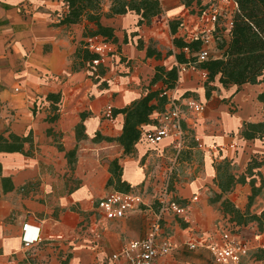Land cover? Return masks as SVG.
<instances>
[{
	"label": "crops",
	"instance_id": "1",
	"mask_svg": "<svg viewBox=\"0 0 264 264\" xmlns=\"http://www.w3.org/2000/svg\"><path fill=\"white\" fill-rule=\"evenodd\" d=\"M104 1L107 4L102 12L108 13L110 2ZM159 1L162 14L149 26L136 28L137 17L133 13L102 18L104 26L115 30L118 46L117 52L104 62L107 73L103 80L107 87L92 88L85 71L70 69L71 56L82 38L85 23L70 27L58 25L67 11L63 0H0V136L31 134L33 141L31 157L0 153V264H108L110 257L125 243L143 239L149 228L141 218L140 209L122 220L107 221L96 215L98 201L114 191L106 187L111 162L118 160L122 179L133 193L141 194L142 205L147 206L153 197L145 195L147 190L161 191L164 184L159 175L153 177V173H147L148 165H156L158 169L170 161L173 166L184 151L191 156L189 167H194V177L184 184L175 183V197L181 201L197 198L192 202L193 226L180 228L175 217L164 218L162 232L172 231L167 235L174 250L158 264H200L206 255L210 257L207 250L198 249L186 250L192 256L182 258L179 249L192 232L215 237L212 229L218 215L208 203L211 193L218 192L214 184L215 165L227 160L237 168L236 172H241L249 158L264 156V140L246 142L239 135L244 123L264 122V109L257 101L263 85L223 88L216 84L217 89L206 99L204 81L199 74L192 71L180 74L177 86L169 94L178 103L187 99L202 103L205 111L202 114L185 112V136L187 130H192L196 143L186 145L184 138L183 149L177 157L167 141L150 147L141 139L133 156H122V148L115 142L93 141L96 133L109 138L121 133L123 116L110 121L103 119L101 112L105 106L126 107L144 94L157 65L167 68L177 65L174 56L169 57L171 66L167 65L169 59L164 55L160 61L146 58L144 51L137 50L134 39L122 43L124 30L127 35L137 32V37L145 43L160 41L159 22L163 15H189L180 0ZM156 48L162 53L160 45ZM49 93L61 94L59 118L54 123L46 120L50 109L45 98ZM81 113L88 114L83 121L86 139L77 141L75 127L81 122ZM192 114L198 119H191ZM49 129L51 135L47 134ZM54 135L60 138L57 145L64 152L50 145ZM212 147H217V152ZM28 148L26 144L24 149ZM74 148L76 163L71 171L80 183L68 192L62 180L66 173L63 165L67 163L65 151ZM52 154L59 156L62 163H55ZM196 156L204 162L200 173ZM169 167L163 168V174L172 171L173 167ZM3 178L8 179L6 185L12 187L10 191H3ZM37 181H42L40 192L34 189ZM237 189L235 186L233 191ZM25 223L36 225L41 231L42 241L30 249L23 248L21 242ZM250 264H264V259Z\"/></svg>",
	"mask_w": 264,
	"mask_h": 264
},
{
	"label": "trees",
	"instance_id": "2",
	"mask_svg": "<svg viewBox=\"0 0 264 264\" xmlns=\"http://www.w3.org/2000/svg\"><path fill=\"white\" fill-rule=\"evenodd\" d=\"M103 0H63L67 6V11L59 21V26H74L85 23L82 31V38L77 42L75 50L71 56V71H90V79L100 88H106L107 82L103 80L107 73L105 65L100 62L97 54L90 52L86 48L85 39L89 37H101L118 46V37L112 27L104 26L102 18H112L133 13L137 17L136 28L149 26L152 20L162 14V6L159 0H109L110 7L108 13L102 12ZM205 0H180L182 6L189 10L190 14H198L204 8ZM237 9L231 18V27L227 36L222 34L217 36L215 50L218 55L213 59L202 63L197 62V55L201 49L199 41L185 42L177 35V20L168 23L172 36V46L174 51H169L166 57L174 56L179 65L196 63L197 67L206 71L207 80L204 82L205 98L209 99L212 92L217 89L216 84L223 88L235 86L240 88L245 85H263L262 91L257 96V101L264 109V0H234ZM134 39L137 50L144 51L146 58H154L157 61L163 59V54L154 46L152 40L146 44L137 37V32L124 35L122 43L126 44ZM187 49V52H185ZM95 61H99L94 64ZM180 75L176 66L167 68L157 65L148 86L137 100L133 101L122 109L112 108V117L123 116L121 133L116 138L102 137L96 133L93 141L115 142L122 148V156H133L136 144L143 138L146 126L156 125L153 116L164 111L169 93L177 86ZM46 102L49 103L50 114L46 118L49 123L58 120L61 94L49 93L46 95ZM88 117L87 113H81V122L75 127L76 140L86 139L84 135L83 121ZM51 135V129L47 130ZM240 138L246 142L264 140V122H246L242 125ZM28 145V150L24 149ZM33 147L32 136L19 137L9 134L7 138L0 136V153H19L26 157H31ZM59 152H64L61 145L57 147ZM65 158L70 167L76 163V148L65 151ZM231 162L223 160L216 164L214 184L218 192L214 193L210 204H219L222 213L228 216L227 221L240 230V225L248 221L259 222L264 218V211L260 215H249V208L255 197L264 187V174L260 169L263 163L257 162V158L251 157L246 163L244 172L236 175L231 171ZM258 170L260 185H255V177L252 174ZM110 178L106 187L113 188L118 192H130L131 187L122 179V167L117 159L110 164ZM248 177H250L248 179ZM8 179H1L4 192L10 191L12 187H7ZM248 185L250 195L246 206V211L241 212L228 198L235 186ZM186 226L184 225L183 228ZM264 231L255 230L251 233V238L256 233ZM243 238V237H242ZM245 239V238H244ZM262 252L252 253L251 258L263 260Z\"/></svg>",
	"mask_w": 264,
	"mask_h": 264
},
{
	"label": "built area",
	"instance_id": "3",
	"mask_svg": "<svg viewBox=\"0 0 264 264\" xmlns=\"http://www.w3.org/2000/svg\"><path fill=\"white\" fill-rule=\"evenodd\" d=\"M236 9L237 4L234 0H205L204 8L198 14H190L188 10V16L177 19L179 22L177 35L185 42L199 41L201 43L196 63L215 58L211 51L215 48L216 38L221 34L223 35L224 32H229L231 18ZM222 18L225 21L221 24L220 19ZM85 44L90 52L99 56L100 62L117 52L115 44L105 41L101 37L86 38ZM185 52H187V49H185ZM98 62L95 61L94 64ZM196 63L177 64L178 74L187 71L196 72L201 80L205 82L207 73L199 69ZM185 111L202 114L205 111V105L192 99L178 103L169 94L164 111L155 117L156 125L146 130L142 139L150 147H155L165 141L169 142V146L174 150L177 157L184 146L183 119ZM103 117L108 121L114 119L110 105L105 107ZM211 150L217 152L218 148L212 147ZM168 187L167 180L162 186L161 195L157 198L158 212L154 215L153 222L149 224L145 237L125 243L117 253L110 257L108 264H120L121 261H125L127 264H158L161 258L173 252V243L169 236H164L161 223L166 216H173L190 224L192 207L190 205H180L173 200ZM196 200L197 198H193L192 201ZM142 204L143 200L139 194L132 191L124 193L114 190L98 201L95 208L96 215L107 221L122 220L137 211ZM233 231L235 233L228 228L216 226L214 232L216 236L213 237V235L210 238L192 232L184 243L185 249L189 252L205 249L215 264H244L246 258H250L249 261L254 262L255 259L251 258L250 255L252 252L260 251L264 254L263 233L254 234L253 239H251L253 242H251L250 239L245 240L242 238L238 228ZM41 241V231L38 226L30 223L23 224L21 229L23 248L30 249Z\"/></svg>",
	"mask_w": 264,
	"mask_h": 264
},
{
	"label": "rangeland",
	"instance_id": "4",
	"mask_svg": "<svg viewBox=\"0 0 264 264\" xmlns=\"http://www.w3.org/2000/svg\"><path fill=\"white\" fill-rule=\"evenodd\" d=\"M107 4V1H102V7L104 5ZM186 9V8H184ZM188 10V9H187ZM178 13H175V14H171V15H163V18H160V22H159V33H160V41H156V42H153L154 46L156 47V45H160V48L162 50V54L165 56L167 54V52L169 51H174V48L172 46V36L171 34L168 33V23L172 20H177L179 18V16H177ZM225 20L222 18L220 19V23L222 24ZM164 24H165V27H164ZM167 26V27H166ZM223 28V27H222ZM224 30V29H223ZM123 34L127 36V33L126 31L124 30L123 31ZM148 43V42H147ZM146 43V44H147ZM212 55L214 56H217L218 55V52L214 49H212ZM110 57V56H109ZM170 57V56H169ZM169 57H166L165 59H169ZM107 59H105L104 61H102V63L104 64V62L106 61ZM170 59L167 63L168 66H171V63H170ZM86 74V77L89 79L90 83L92 84V88H100L98 86V84H94V82L90 79V76L92 75V73L90 71H85ZM201 79V78H200ZM95 86V87H94ZM89 100H92L93 98V95L88 97ZM106 107V106H105ZM105 109V108H104ZM104 109L102 110L101 112V117L103 119H105L103 117V112H104ZM186 112V111H185ZM203 116V115H202ZM191 119H198V116L197 115H190ZM106 120V119H105ZM194 135V132L192 130H187V134L186 136H184V138H186V145L187 144H192V142L196 143V140H194V137H192ZM61 140L60 138L57 137V135H54L52 137V141L50 143V145H52L53 147H57V143H59ZM262 141V140H260ZM188 142V143H187ZM194 143V144H195ZM240 144V143H238ZM174 152V150H172ZM171 153V152H170ZM53 155V158H55V163H58V165L60 163H62V159H60L59 156L55 155V154H52ZM180 159H179V162H177V164L173 165L172 166V163L170 161H166L163 165H161L160 168L156 169V165H148L147 167V173L150 172V173H153V177L155 175H159L160 178H163L164 179V183L167 182L168 180V191L172 194L173 196V200H175L176 202H178L180 205H183V206H187V205H190L192 207V210L190 212V219H191V223L187 224L185 222H183L180 218L178 217H175V222L177 223L178 227L180 228H183V226L185 225L187 227H191L193 226V218L191 216L192 212H193V208L194 206L192 202H196V201H181L179 199H177L175 197V183L176 184H184L186 183L188 180H191L193 177H194V167H189L190 165V159H191V156L189 155V152L188 151H184L182 153V155H180ZM257 156V162H262L263 163V166H264V156ZM197 161V171H199V173L202 171V166L204 165V162L202 161V158L200 159V157H197L195 158V163ZM214 163L216 164V162L214 161ZM143 164V162H142ZM169 166L173 167L171 173L168 172H165L164 173V169L168 168ZM64 169L66 170V173H64V175L62 176V180L66 186V190L69 192V191H72V189H74L75 187H78L80 181L78 179H76V177H74V172L71 171V167L66 163L65 165H63ZM164 168V169H163ZM170 168V167H169ZM236 167L234 165H231V171L233 173H235L236 175L239 176V174H242L244 172V169L241 171V172H236ZM262 169V168H261ZM261 173L264 174V170L262 169ZM146 170V169H145ZM158 172V173H156ZM255 177V185L258 187L260 185V179L258 178V170H254L253 173H252ZM197 175V174H196ZM250 177H248L249 179ZM188 179V180H187ZM42 181H37L35 183V191H39L40 192V185H41ZM238 186V189L236 192L232 191V195L229 197V199L231 200V202H233L234 205L237 206V208L241 211V212H245L246 211V206H247V202H248V197L250 195V187L248 185H237ZM110 190H114L113 188H109L108 191ZM152 189L150 188L149 190H147L146 194L145 195H151L153 196L150 201L147 203V206H144V205H141L139 207V209L141 210L140 212V215H141V218L144 220V222L146 224H151L154 220V215L158 212V209H159V204L157 202V198L161 195V191L158 190L157 192H152L151 191ZM141 196V194H139ZM142 197V196H141ZM214 198V193H211L210 195V198L208 199V203L209 201ZM210 208L213 212H216V215H218V222H216L214 224V227L212 230H215L216 229V226L217 227H225V228H228L229 230H231L233 233H235V229H237L236 227L234 228V226L229 223L227 221L228 219V216H225L222 211H221V208L219 206V204H210ZM76 212L80 213L81 212L79 210H75ZM262 211H264V187L262 188V190L260 191V193L257 195V197L254 198L253 202H252V205L251 207L249 208V215H260L262 213ZM205 216V215H204ZM206 216H209V214H206ZM161 228L163 229L164 228V223L162 222L161 223ZM240 230H239V234L245 238V240H249L251 238V233H253V231H255L256 229L257 230H261L264 231V218L261 219V221H259L258 223L257 222H250L248 221L246 224H242L240 225ZM172 231H169L167 230L166 233H164V236L168 237V235L171 234ZM168 233V235H167ZM214 233V231H213ZM238 233V232H236ZM264 234V232H263ZM179 235V233H178ZM180 236V235H179ZM216 236V235H215ZM253 239V238H251ZM180 252L182 253L181 254V257H189V256H192V253H189L186 251L185 249V245L182 244L180 249H179V254ZM260 252V251H258ZM253 253V252H252ZM251 253V254H252ZM250 254V255H251ZM258 256H261L263 259H264V256L261 255V254H258ZM250 258H246L244 260V264H250ZM261 261V260H260ZM200 264H215L212 259L209 257V255H206V257L203 258V262L200 263Z\"/></svg>",
	"mask_w": 264,
	"mask_h": 264
}]
</instances>
